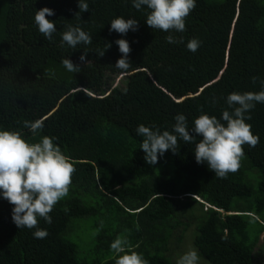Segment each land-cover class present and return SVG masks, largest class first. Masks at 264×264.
Wrapping results in <instances>:
<instances>
[{
	"label": "trees",
	"instance_id": "trees-1",
	"mask_svg": "<svg viewBox=\"0 0 264 264\" xmlns=\"http://www.w3.org/2000/svg\"><path fill=\"white\" fill-rule=\"evenodd\" d=\"M87 2L89 10L76 16L78 0H0V128L30 143L57 138L75 168L52 224L38 222L48 232L44 239L34 238L35 229H18L14 206L0 198V264H115L110 246L117 237L147 264H174L171 245L182 246L189 229L208 264H264V104L246 121L259 143L243 146L239 170L225 179L196 162L194 143L179 139L177 153L149 165L135 133L140 124L170 131L178 114L189 127L201 114L220 118L227 95L261 90L264 0H197L186 31L172 33L178 44L150 28L147 9L137 11L131 0ZM44 7L55 12L47 17L57 28L52 41L34 22ZM117 17L136 19L138 30L110 31ZM67 25L89 33L91 44L62 46ZM193 38L202 42L196 53L186 48ZM118 39L130 44L127 72L114 67L122 57ZM68 58L79 72L63 67ZM120 74L124 86L114 85ZM25 121L43 122L42 132L33 137ZM79 230L94 239L82 254Z\"/></svg>",
	"mask_w": 264,
	"mask_h": 264
},
{
	"label": "clouds",
	"instance_id": "clouds-1",
	"mask_svg": "<svg viewBox=\"0 0 264 264\" xmlns=\"http://www.w3.org/2000/svg\"><path fill=\"white\" fill-rule=\"evenodd\" d=\"M137 11L147 9L146 24L155 30L169 33L165 37L168 44L182 43L172 33L186 31V18L196 8L197 0H131ZM80 13L89 10L87 0H78ZM55 15L53 9L44 7L37 10L34 16L35 25L40 34L48 41L53 40L57 28L55 22L47 17ZM110 31L126 36L128 32L138 30V21L133 18L117 17L110 21ZM92 39L89 33L80 26L67 25L61 34V44L75 49L78 45H89ZM122 57L117 60L115 68L127 72L131 63L130 44L126 39H118ZM199 39L193 38L186 44L188 51L196 53L201 46ZM111 45H108L110 47ZM86 55L80 56L82 63H87ZM100 56L104 52L99 53ZM68 72H79L80 66L71 59L62 60ZM125 74H122L120 79ZM257 78H253L256 83ZM259 92H232L227 95L225 109L220 118L201 114L189 127L184 114L174 117L171 130H163L155 124H140L135 133L142 137L141 150L145 153V161L149 165L158 163L159 158L167 151L177 153L178 139L187 144H195L194 154L198 164H207L215 173V178L225 179L229 173L239 170L244 156V145L255 148L259 136L254 135L251 125V111L257 104H264V80L260 81ZM202 90V88L200 89ZM41 121H25L24 128L33 137L43 130ZM195 135H192V134ZM201 139L196 141V137ZM55 137L41 136L38 142L30 143L22 133L0 128V198L8 201L12 208V221L18 229H35L33 236L44 239L48 232L38 226L39 220L52 224L55 205L67 197L72 183L75 168L69 158L62 152ZM114 253L115 264H147L141 253L133 251L127 239L117 237L110 246ZM176 264H200V256L196 249L183 253Z\"/></svg>",
	"mask_w": 264,
	"mask_h": 264
},
{
	"label": "rangeland",
	"instance_id": "rangeland-1",
	"mask_svg": "<svg viewBox=\"0 0 264 264\" xmlns=\"http://www.w3.org/2000/svg\"><path fill=\"white\" fill-rule=\"evenodd\" d=\"M122 74H120L117 78H116V81L114 82L115 84L114 85H119V86H124L122 80L123 78L120 80V77H121ZM252 177V182L254 184V187L257 188L258 187V180H259V173H255V174H252L251 175ZM255 226V222L250 219L249 221V228H254ZM188 235H187V238L184 240V244L182 243L180 247H178L177 245H171V248H172V251L170 253V258L172 259V261L174 262V264H176V261L178 260V258L183 254L185 253L186 251L190 250V249H196L195 246L193 245V236H194V231L193 229H189L188 231ZM78 234V237H77V243L79 245V249H80V252L81 254L85 251H89L90 248L92 247V244L94 242V239L88 234V233H85L83 234L81 232V230H79L77 232ZM191 234V242H190V236ZM264 243V233L262 234V237L260 239V245L261 246L262 244ZM258 249V248H257ZM256 249V250H257ZM200 264H208L207 261L200 257Z\"/></svg>",
	"mask_w": 264,
	"mask_h": 264
}]
</instances>
